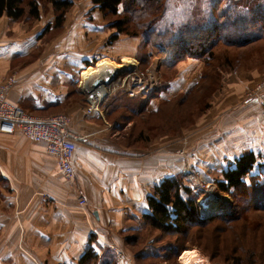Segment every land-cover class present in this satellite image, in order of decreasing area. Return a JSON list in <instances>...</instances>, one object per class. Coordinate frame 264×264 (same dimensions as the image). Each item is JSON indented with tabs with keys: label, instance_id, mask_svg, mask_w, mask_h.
<instances>
[{
	"label": "crops",
	"instance_id": "crops-1",
	"mask_svg": "<svg viewBox=\"0 0 264 264\" xmlns=\"http://www.w3.org/2000/svg\"><path fill=\"white\" fill-rule=\"evenodd\" d=\"M169 1L170 12L211 10L209 0ZM55 17L51 6L29 33L24 26L12 32L13 20L6 15L0 19V79L19 61L8 102L35 117L66 113L72 118L71 130L84 139L73 154L74 180L66 181L44 143L20 132L0 133V264H79L89 246L98 253L110 249L116 255L114 247L129 252L124 233L142 227V216L149 212L147 197L164 178L191 169L202 182L213 184L222 179L228 161L252 152L264 169V115L246 94L264 68L254 78L234 71L244 88L235 87L231 97L238 99L215 117L201 119L182 137H150L141 146L136 135L125 141L116 113L127 108L133 113L155 111L161 101L199 82L203 62H179L177 81L162 92L159 86L145 99L115 92L100 112L87 114L88 98L96 89L81 84L82 72L100 58L130 56L142 66L141 40L121 35L109 44L114 30L107 28L101 10L93 0H77L51 46L35 54L48 32L44 29L50 25L55 30ZM33 55L37 58L28 62ZM80 198L86 206L79 205Z\"/></svg>",
	"mask_w": 264,
	"mask_h": 264
},
{
	"label": "trees",
	"instance_id": "trees-1",
	"mask_svg": "<svg viewBox=\"0 0 264 264\" xmlns=\"http://www.w3.org/2000/svg\"><path fill=\"white\" fill-rule=\"evenodd\" d=\"M75 1L77 0H46L56 15L53 25L55 29L63 27L66 14ZM209 1L210 13L189 11L179 17L182 14L169 11L172 4L169 0H93V4L98 6L107 20V28L114 30L109 37V44L115 42L121 35L139 37L144 48L164 46L168 59L173 63L196 58L204 64L199 82L188 91L161 101L153 112L135 113L138 116L144 115L141 121L143 127L138 129L136 135L138 145H144L150 137L171 136L178 133L181 127H186L180 125L173 130L172 120L175 116L173 106L182 105L190 97H194L195 89L201 86L206 75L212 78L211 72L221 65V62L218 66H214V63L211 65L216 46L219 44L239 46L251 39L264 38V0ZM42 4V0H0V19L6 15L13 21L26 17L38 20L41 17ZM240 21L244 24L241 33L238 32L236 25ZM229 25L232 28H229ZM50 28L48 25L43 33ZM139 55L142 60L141 68L145 69L151 53L147 51ZM223 60L228 61L229 58L224 57ZM207 66L213 67L209 74H206ZM215 80L219 81L217 77ZM216 84L215 89L218 86ZM161 85L162 82L159 86ZM163 115L164 118L157 123L150 121L153 117ZM121 117L130 120L128 116ZM259 160L260 156L252 152L228 161L222 179L216 181L217 188L224 193L235 191L244 193L250 187L259 185L261 177H264V169ZM256 167L261 171L256 173L254 171ZM186 182L183 175H174L164 178L155 185L147 197L149 212L142 216V227L124 233L125 245L129 252L133 253L136 264L142 262L151 264L152 261L155 263L159 259L167 262L177 259L186 248L185 244L189 239L194 241L193 246L202 249L211 260L222 256L225 260L234 261L235 264H264V215L258 220L257 226H253L247 220L248 217H243L239 213L231 215L238 206H232L217 216L205 218L197 201L200 194L198 189ZM262 209L264 210V205ZM214 223L215 226L211 227ZM219 225L225 228L217 229ZM228 230L236 233L237 243L232 245L222 243L225 236L229 237V242L232 239V235L227 234ZM149 231H159L160 235L159 237L150 235ZM204 231L211 236L210 245L203 243ZM173 235L181 237L182 240L173 239ZM246 240L252 246L247 245ZM155 241L162 243V247L156 248ZM143 246L149 251L141 252ZM137 247L141 249L137 250ZM109 252L112 251L104 249L102 253H98L94 247L89 246L80 258L79 264H119L116 255L112 252L114 257H110Z\"/></svg>",
	"mask_w": 264,
	"mask_h": 264
},
{
	"label": "rangeland",
	"instance_id": "rangeland-1",
	"mask_svg": "<svg viewBox=\"0 0 264 264\" xmlns=\"http://www.w3.org/2000/svg\"><path fill=\"white\" fill-rule=\"evenodd\" d=\"M42 2L43 4L41 5V7L44 10V12L42 13L47 14V12H50L51 6L49 5L48 2H46V0H42ZM178 5L179 3H177L175 7H179ZM47 9L49 10L47 11ZM202 10H203V7H201L196 12L198 13L199 11H202ZM181 13L183 12H180L179 14ZM236 25H237L238 32L239 33L243 32L244 30L243 22L240 21ZM20 26H24V30H26V33H29L30 31H33V29L38 25H37V20L26 17L19 21H12L10 24V27L12 28L11 31L18 32ZM229 28H232L231 25H229ZM61 31H62L61 29L49 30L46 34H44L42 41L39 42L40 46L35 51V54H41L43 51L47 50V48L51 46V42L54 36L57 35ZM143 46L144 45L141 40V46H140L141 49L139 51V54L143 55L147 51L151 53V57H150V60L148 61L149 63H147L148 64L147 67L150 64H152V61L153 59H155L156 55L162 56L161 64H160V67H161L160 72H161V80L163 81L159 89V92L160 91L162 92V90H164V86L167 87V85L169 86L170 83L172 84L173 82L177 81V78H178L177 73L179 70L180 63L179 62L173 63L171 59H168L169 57H168L167 50L162 45H157L158 47H151L149 49H147V47L144 48ZM163 50L166 51L165 55L163 54L161 55V52ZM213 52H214V58L211 60V65L212 63H214L215 64L214 66H218L220 62H221V65L215 68V70L211 72L212 78L207 77L206 75V78H204L203 81L201 82V86L195 89V92H194L195 94L193 93L194 97H190V99H188V101H186L182 105L173 106V113H174L173 115H175L172 120L173 130H175V128L180 125L186 126V127H181L178 133L171 135L172 138L177 137V136L178 137L184 136L186 134V131L189 132V130H192L193 128H195L198 122L201 121V119L207 118V117H209L210 119L213 116L215 117L219 112L222 111L223 107L228 108V106H232L235 103V101L238 98H235L233 96L231 97V95L233 94L234 88L239 86V88L243 90L244 86H242L240 83L237 82V78L235 77V75H233L234 71L241 73L242 77L246 76L247 78H251V77L254 78L258 75L259 70L264 68V38L263 39H251L245 43L240 44L239 46L219 44L218 46L214 48ZM224 57L229 58V60L228 61L226 60L227 61L226 62L225 60H223ZM35 58H37V56L33 55L32 58L28 60V62L35 60ZM100 59H98L97 61H94V63L91 66H96ZM121 60L122 59L120 58L116 62L121 63ZM19 65H20L19 61H16V60L13 61L12 70L7 75L3 76V78L16 74L14 70L16 67L18 68ZM211 68L213 67L207 66V68H205L206 74L210 73ZM203 69H204V64L202 65V72H203ZM263 75L264 74H261V76ZM216 77L219 80L218 82L215 80ZM80 80H81V77H80ZM215 84L218 85L216 86L217 87L216 89L214 88ZM121 91H122L121 89L118 90L117 88V90L112 92L111 94H114L115 92L121 93ZM86 94H88V92H86ZM119 96L124 100L128 99L127 96H124L122 94H120ZM230 98H231V101H230ZM129 106L131 107V105ZM119 115L128 116L130 120L128 121L127 118L124 119L123 117ZM164 115L162 117L161 116L153 117V119H151L150 121L152 122L156 121L157 123L164 118ZM118 116L120 118H118ZM189 116L191 117L189 118ZM115 118H116L115 120H117V123H119L121 126L120 131L124 135L125 141L127 140L131 141V139H133L134 136L137 135L138 129L143 127V125L141 126V121H143L142 119L144 118V115L139 114L138 116L132 111H130L128 108L119 110L116 113ZM188 121L189 123H187ZM158 136H163V135H157L155 137H158ZM190 170L191 169L186 170L185 173L181 175L185 177L186 181L188 182L186 183L188 185H190L191 187H196V189H198V193L200 194H198L197 196L198 197L197 201L199 205L201 206V209H202L203 202L205 203L207 207L209 206L210 208H212V206H215V204H217V206H215L214 208L213 214L208 217L217 216L218 213L228 210L232 206H236V207L238 206L236 210L231 213V215L239 213L243 217H248L247 220L251 222L253 226H257V224H259L258 220L261 218L262 215H264V210L262 209L264 205V177H261L259 185H254L250 187V189H248V191L244 193L240 191H237V192L235 191L234 193L232 192L224 193V192H221L217 188L216 182L208 185L202 182L200 180L201 178H199L195 173H193ZM254 171L258 173L261 170L258 167H256ZM248 182L250 183L249 179H248ZM202 215L203 217H205L203 213ZM208 217H205V218H208ZM216 223H219V222H216ZM216 223L212 224L211 227L215 226ZM222 228H225V227L222 225L217 226V229H222ZM149 232H150V235H153L156 237H159L160 235L159 231H149ZM204 232L205 233H203L204 235L203 243H208V245H210L211 236L207 235L208 233L207 231H204ZM227 234H231L232 239L229 242V237L225 236L224 242H222L223 244L229 243V245H232V244L237 243V239L235 238V236H237L236 233L234 234L232 232H229L228 230ZM172 237L173 239L176 238L177 240L179 239L182 240V238L177 235H173ZM155 244H156L155 246L156 248H161L162 247L161 245H163L162 243H158L156 241H155ZM193 244H194V241L192 242L189 239L185 244L186 248L182 251V253H180L177 259H171V261L169 262L163 259H159L155 263H152L153 261L151 260L152 261L151 264H189L188 255L194 249H196L199 252V254L205 256L208 259L209 264H235L234 261L225 260L222 256H217L214 260H211L210 256L207 253H205L199 247L193 246ZM246 244L252 246V244L248 240H246ZM138 247L136 249L140 250L142 248L141 252L143 251V253L149 251V250H146L145 249L146 247L144 248V246L141 248H138ZM124 253L127 259H124L123 261H121V264H128V263L136 264L135 258L132 252H124ZM109 255L110 257H114L112 252H109ZM144 263L145 262H142V264ZM145 264H148V263L146 262Z\"/></svg>",
	"mask_w": 264,
	"mask_h": 264
},
{
	"label": "built area",
	"instance_id": "built-area-1",
	"mask_svg": "<svg viewBox=\"0 0 264 264\" xmlns=\"http://www.w3.org/2000/svg\"><path fill=\"white\" fill-rule=\"evenodd\" d=\"M162 54L165 55L166 51L163 50ZM161 59L162 56L156 55L152 64L145 69H141L137 60L134 59V65L128 68L129 72L119 76L111 84L105 85L101 95L96 93L88 98L87 114L100 112L105 98L117 88L124 91L129 97L142 99L149 97L162 82ZM113 76L114 74H112ZM16 81V74L0 79V133L14 134L20 132L29 140L44 143L46 152L56 159L57 166L65 180L73 181L75 177V169L72 163L73 154L77 142L83 140L84 137L71 130L72 118L66 113L35 117L29 115L21 107L9 103L8 95ZM102 86L103 84L99 88ZM247 98L256 100L264 115V75L247 92ZM78 202L81 207L87 204L84 198H80ZM203 204L205 203L203 202ZM114 249L118 262L121 263L127 259L122 250L115 247Z\"/></svg>",
	"mask_w": 264,
	"mask_h": 264
},
{
	"label": "bare ground",
	"instance_id": "bare-ground-1",
	"mask_svg": "<svg viewBox=\"0 0 264 264\" xmlns=\"http://www.w3.org/2000/svg\"><path fill=\"white\" fill-rule=\"evenodd\" d=\"M121 63L116 62L114 60H111L109 58H102L98 61L96 66H91L88 69L84 70L82 72L83 75V83L84 85H91L93 87V83L101 78L104 82H107L111 80L112 74L117 73L118 71L122 69H128L132 67L135 63L134 58H131L129 56H124L121 58ZM90 86V88H91ZM105 84L99 89H96L95 92H98V95H101L105 89ZM104 87V88H103ZM94 92V94H96ZM208 208H210L208 206ZM211 209V208H210ZM189 264H209L208 259L199 254V252L194 249L189 255Z\"/></svg>",
	"mask_w": 264,
	"mask_h": 264
},
{
	"label": "water",
	"instance_id": "water-1",
	"mask_svg": "<svg viewBox=\"0 0 264 264\" xmlns=\"http://www.w3.org/2000/svg\"><path fill=\"white\" fill-rule=\"evenodd\" d=\"M130 70L129 69H122L120 71H118L117 73L114 74V76L112 77L111 80L107 81V82H104L101 78H99L98 80H96L94 82V85H93V88L94 89H98L102 84H105V85H109L111 84L114 80H116L119 76L129 72ZM82 84V83H81ZM210 204V203H209ZM208 205V204H207ZM215 206H217V204H215ZM215 206H212V208H208L205 204L202 205V213L204 214L205 217H208L210 215L213 214L214 212V208Z\"/></svg>",
	"mask_w": 264,
	"mask_h": 264
}]
</instances>
